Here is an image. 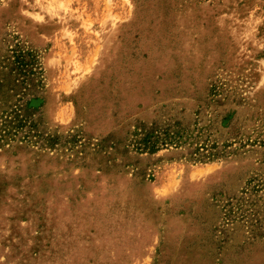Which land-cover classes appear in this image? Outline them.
<instances>
[{
    "label": "rangeland",
    "instance_id": "obj_1",
    "mask_svg": "<svg viewBox=\"0 0 264 264\" xmlns=\"http://www.w3.org/2000/svg\"><path fill=\"white\" fill-rule=\"evenodd\" d=\"M0 264H264V0H0Z\"/></svg>",
    "mask_w": 264,
    "mask_h": 264
}]
</instances>
